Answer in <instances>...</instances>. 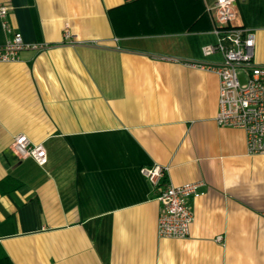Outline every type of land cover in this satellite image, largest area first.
<instances>
[{
    "label": "crops",
    "instance_id": "1",
    "mask_svg": "<svg viewBox=\"0 0 264 264\" xmlns=\"http://www.w3.org/2000/svg\"><path fill=\"white\" fill-rule=\"evenodd\" d=\"M212 1L0 0L23 42L50 46L0 63V247L12 264H264V155L216 126L218 79L188 65L219 60L201 55ZM234 12L264 65V0ZM19 135L45 149L44 166L8 150ZM151 165L174 186L204 183L186 239L156 236L140 173Z\"/></svg>",
    "mask_w": 264,
    "mask_h": 264
},
{
    "label": "built area",
    "instance_id": "2",
    "mask_svg": "<svg viewBox=\"0 0 264 264\" xmlns=\"http://www.w3.org/2000/svg\"><path fill=\"white\" fill-rule=\"evenodd\" d=\"M236 0H213L206 6L212 15L211 34L215 41L201 47V55L207 58L218 55L215 62L189 63L188 65L216 75L218 79V110L214 123L219 128L242 130L248 155H264V65L254 60L255 33L248 28L233 27ZM8 7L0 2V23L9 35L0 44V63H14L19 53L30 50L39 53L50 46L45 43L29 44L22 40L7 23ZM76 29L64 25L62 38L66 44L76 43ZM14 157L21 161L30 158L40 167L47 162V154L41 146H33L23 135L16 136L8 146ZM167 167L151 165L140 169L159 204L156 223L157 238L186 239L193 220L190 202L200 197L203 182L174 186L167 178Z\"/></svg>",
    "mask_w": 264,
    "mask_h": 264
},
{
    "label": "trees",
    "instance_id": "3",
    "mask_svg": "<svg viewBox=\"0 0 264 264\" xmlns=\"http://www.w3.org/2000/svg\"><path fill=\"white\" fill-rule=\"evenodd\" d=\"M0 264H12L1 247H0Z\"/></svg>",
    "mask_w": 264,
    "mask_h": 264
}]
</instances>
